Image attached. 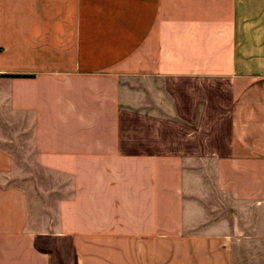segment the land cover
<instances>
[{"label": "crops", "instance_id": "0c3cea01", "mask_svg": "<svg viewBox=\"0 0 264 264\" xmlns=\"http://www.w3.org/2000/svg\"><path fill=\"white\" fill-rule=\"evenodd\" d=\"M0 264H264V0H0Z\"/></svg>", "mask_w": 264, "mask_h": 264}, {"label": "rangeland", "instance_id": "374dc122", "mask_svg": "<svg viewBox=\"0 0 264 264\" xmlns=\"http://www.w3.org/2000/svg\"><path fill=\"white\" fill-rule=\"evenodd\" d=\"M168 87H170V89H174V88H172L171 86H170V84L168 83Z\"/></svg>", "mask_w": 264, "mask_h": 264}]
</instances>
